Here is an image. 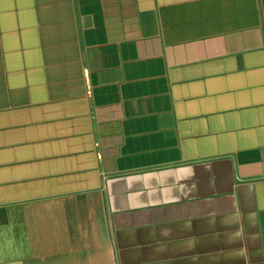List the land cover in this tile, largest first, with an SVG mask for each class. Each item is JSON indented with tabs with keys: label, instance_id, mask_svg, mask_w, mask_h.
<instances>
[{
	"label": "crops",
	"instance_id": "obj_1",
	"mask_svg": "<svg viewBox=\"0 0 264 264\" xmlns=\"http://www.w3.org/2000/svg\"><path fill=\"white\" fill-rule=\"evenodd\" d=\"M0 264H264V0H0Z\"/></svg>",
	"mask_w": 264,
	"mask_h": 264
}]
</instances>
